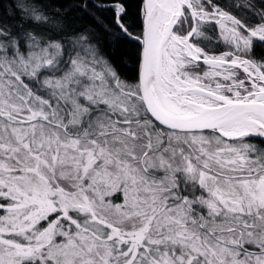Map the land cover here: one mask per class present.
Returning <instances> with one entry per match:
<instances>
[{
  "label": "snow or ice",
  "instance_id": "snow-or-ice-1",
  "mask_svg": "<svg viewBox=\"0 0 264 264\" xmlns=\"http://www.w3.org/2000/svg\"><path fill=\"white\" fill-rule=\"evenodd\" d=\"M0 8V264H264V0Z\"/></svg>",
  "mask_w": 264,
  "mask_h": 264
},
{
  "label": "trees",
  "instance_id": "trees-1",
  "mask_svg": "<svg viewBox=\"0 0 264 264\" xmlns=\"http://www.w3.org/2000/svg\"><path fill=\"white\" fill-rule=\"evenodd\" d=\"M55 3L57 4H66L72 2V0H54ZM3 14V8H0V15ZM70 16H72L73 20L76 22L78 27H83L85 24L89 22L88 18L85 19H80L79 14L77 13H69ZM107 17V20L105 21L106 23L110 21L111 19V13H105L104 14ZM101 39H104L103 34H101ZM109 51H112L111 49H108ZM116 54V53H113Z\"/></svg>",
  "mask_w": 264,
  "mask_h": 264
}]
</instances>
